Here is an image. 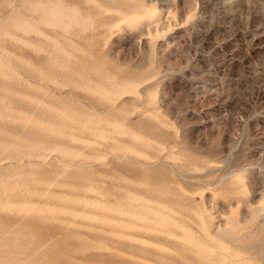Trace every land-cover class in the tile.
<instances>
[{
  "label": "rangeland",
  "instance_id": "obj_1",
  "mask_svg": "<svg viewBox=\"0 0 264 264\" xmlns=\"http://www.w3.org/2000/svg\"><path fill=\"white\" fill-rule=\"evenodd\" d=\"M65 4L72 56L0 38V264H264V0Z\"/></svg>",
  "mask_w": 264,
  "mask_h": 264
},
{
  "label": "bare ground",
  "instance_id": "obj_2",
  "mask_svg": "<svg viewBox=\"0 0 264 264\" xmlns=\"http://www.w3.org/2000/svg\"><path fill=\"white\" fill-rule=\"evenodd\" d=\"M20 5H21L20 8H17L16 10L12 11L9 14L7 24L3 25V23L0 22V38H6V40H8V42H10V44H12L14 47H17V48L19 47L22 50H26L28 54H30L32 57H37L40 55L45 56L48 54L56 55L59 52L60 53L63 52V54L66 56H72L74 52L73 50L75 48L72 45L73 42L68 38V35L71 32L70 28L71 26L76 27L78 25H83L84 21H86L85 20L86 18L85 17L83 18L82 14L78 11V8L65 4V0H20ZM137 18L138 17L136 15H132L128 19L137 20ZM81 30L83 32L85 31V29H81ZM42 46H50V49L44 51L42 49ZM5 53H6V50L4 48H0V54L3 55ZM18 55H19V52L17 53L16 51L15 52L12 51L10 54L11 58H15V56H18ZM54 61L56 63V60ZM55 63L54 62H50V64L47 63L48 69L41 68L39 70H36L35 64L27 61L25 62V67L20 72L25 73L29 77L38 79L39 81H42V83L52 82L53 83L52 85H56L59 87V85L64 84L63 81H49L48 79V76L54 75L52 74L53 72H56L58 69L60 70V65H56L55 67H52ZM37 65H40V63H38ZM14 76L19 77L20 75L19 73H15ZM78 76H81V75L78 74L77 77ZM81 78H84L83 80L87 79V77H85L84 75H82V77H78V79L74 81V84L77 83L79 85L78 87H83ZM21 83L24 84L23 82ZM33 89L38 92V95L34 97H29V98L27 97L26 99L24 98L26 101H29L28 99H30L31 101L30 103L32 105H37V106L38 105H43V106L49 105V107L50 105H69L68 103H62L60 101H57L54 98V96H51L49 101H44L43 97H45V93L46 94L49 93L47 92L48 90L40 87L39 85L34 86ZM16 94H19V93H15V95ZM22 97H26V96H22ZM55 111L58 112L59 110H55ZM59 113L61 112L59 111ZM39 124L41 125V123ZM262 201L264 202L263 196H262ZM248 207L250 206H247V208ZM155 214L158 215V219H162L163 217H165L164 216L165 213H161L159 211L155 212ZM135 219H137V217ZM242 220L237 218L236 221L233 223L232 228L228 232V235H227V237L229 238L238 236L236 238V242L239 241V237L241 236L242 231L248 228V226L242 224L241 222ZM175 223L176 221L172 223L173 226L175 225ZM128 226H131V228L130 230L127 231V234L132 239V241H134V243L142 244L141 239H147V238L150 240L156 239L155 235L150 234L151 233L150 230L152 229H149L148 231L149 234H146V233L143 234L142 232H140L137 228L140 227L141 225L136 220L134 222H131ZM252 235H255V234H252ZM252 235H250L249 237L251 238ZM254 237L255 236H253L252 238ZM123 238H125V236ZM252 238L250 239L251 241H252Z\"/></svg>",
  "mask_w": 264,
  "mask_h": 264
}]
</instances>
